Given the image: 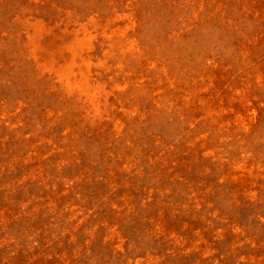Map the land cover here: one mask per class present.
<instances>
[{
	"label": "rangeland",
	"instance_id": "374dc122",
	"mask_svg": "<svg viewBox=\"0 0 264 264\" xmlns=\"http://www.w3.org/2000/svg\"><path fill=\"white\" fill-rule=\"evenodd\" d=\"M0 264H264V0H0Z\"/></svg>",
	"mask_w": 264,
	"mask_h": 264
}]
</instances>
